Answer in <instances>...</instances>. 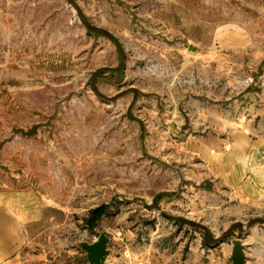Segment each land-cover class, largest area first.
Wrapping results in <instances>:
<instances>
[{
    "label": "rangeland",
    "instance_id": "rangeland-1",
    "mask_svg": "<svg viewBox=\"0 0 264 264\" xmlns=\"http://www.w3.org/2000/svg\"><path fill=\"white\" fill-rule=\"evenodd\" d=\"M0 199L20 264H264V0H0Z\"/></svg>",
    "mask_w": 264,
    "mask_h": 264
},
{
    "label": "crops",
    "instance_id": "crops-1",
    "mask_svg": "<svg viewBox=\"0 0 264 264\" xmlns=\"http://www.w3.org/2000/svg\"><path fill=\"white\" fill-rule=\"evenodd\" d=\"M21 218L0 199V264H20Z\"/></svg>",
    "mask_w": 264,
    "mask_h": 264
},
{
    "label": "water",
    "instance_id": "water-1",
    "mask_svg": "<svg viewBox=\"0 0 264 264\" xmlns=\"http://www.w3.org/2000/svg\"><path fill=\"white\" fill-rule=\"evenodd\" d=\"M108 241L109 237L106 232H101L97 240L85 245V248L88 251L89 259L95 264H105L106 258L110 251L108 248ZM234 259V264H237L238 262L243 264L244 255L239 245L236 247Z\"/></svg>",
    "mask_w": 264,
    "mask_h": 264
}]
</instances>
